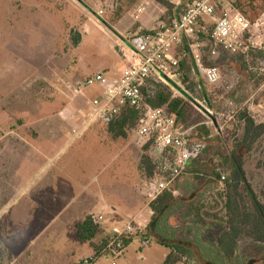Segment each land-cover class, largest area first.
<instances>
[{
  "label": "rangeland",
  "instance_id": "1",
  "mask_svg": "<svg viewBox=\"0 0 264 264\" xmlns=\"http://www.w3.org/2000/svg\"><path fill=\"white\" fill-rule=\"evenodd\" d=\"M169 1L175 4L177 14L189 0ZM226 1L240 5L253 24L260 19L264 23V0H242L241 4L239 0ZM175 14L169 15L155 0H0V138L2 133L9 136L14 127L17 132H24L21 125L45 133L49 127L44 126V120L48 118L57 121V125L63 124L65 129L73 121H85L95 89H88L87 97L72 99L67 86L98 72L110 75L121 72L125 63L117 35L130 38L152 31L159 20L169 23ZM200 39L206 44L202 47L206 65L217 67L220 73L214 85L201 77L200 85L209 95L208 108L212 114H205L207 122L213 117L218 124L217 129L210 123L218 140L211 143L213 148L204 163L225 172L223 158L234 148L235 140L244 135L241 114L247 112L264 124V71L258 66L263 56L259 52L249 56L233 54L220 46L212 54L209 40ZM179 51L181 62L186 59L192 66L188 46L183 45ZM198 92L192 95L200 99L202 95ZM195 110L194 117L204 115L198 108ZM61 111L64 115L59 114ZM129 135L126 141L133 155L131 162H138L141 178L146 180L141 168L146 140L133 131ZM52 140L55 144L52 143L46 160L38 157L36 149L18 146L10 138L0 143V264H82L93 253L89 247L82 249L81 242L73 236L76 223L69 219L77 206L71 208L70 216L61 214L64 201L77 203L79 187L76 182L64 184L56 172L68 161L73 162V173L88 162L101 169L110 159L105 149L108 147L89 134L79 156L75 147L59 154L66 139ZM46 142L41 139L36 146L43 149L48 145ZM244 167L250 184L264 203V136L245 156ZM62 192L66 194L60 197ZM218 194H211L214 200L203 210L213 224L218 220L211 215H218L222 208ZM86 200H90L88 194ZM103 238L100 235L95 242L100 243ZM249 245L242 244L240 263L236 264L260 258L252 248H247ZM169 251L156 241L145 247L141 239L135 238L124 257L104 253L101 258L92 256V264H162Z\"/></svg>",
  "mask_w": 264,
  "mask_h": 264
},
{
  "label": "built area",
  "instance_id": "2",
  "mask_svg": "<svg viewBox=\"0 0 264 264\" xmlns=\"http://www.w3.org/2000/svg\"><path fill=\"white\" fill-rule=\"evenodd\" d=\"M220 13L222 15H220ZM102 16V12L98 13ZM171 22L159 20L157 27L149 32L136 34L130 38L118 34L124 69L114 75L95 73L77 84L67 86L72 97H87L88 89L94 88L89 100V111L83 122V129L75 132L80 136L96 123L111 124L128 109L144 110V114L134 130L138 138L152 141L149 148L155 165L154 174L143 185V194L149 205L157 200L185 174L188 163L197 158L203 146L191 144L194 128L180 125L174 115L165 108H152L145 102L144 90H149L152 82L169 86L175 96L184 97L168 80L180 84L181 60L177 49L188 46L193 57V70L209 84L219 81L217 67L205 63L202 47L208 39L212 54L216 48L249 56L250 53L264 54V23L250 22L242 13L234 11L226 0H189L175 14ZM113 32V31H112ZM186 53V51H185ZM258 66L264 71V57ZM210 115L206 101H198ZM210 126L212 120L208 118ZM222 181L225 176L222 174ZM92 222L104 231L108 244L104 253L115 258L125 255L126 240L139 238L143 246L152 241L144 237L146 227L136 221L120 223L111 220L106 214H92ZM94 258L83 260L82 264H92Z\"/></svg>",
  "mask_w": 264,
  "mask_h": 264
},
{
  "label": "trees",
  "instance_id": "3",
  "mask_svg": "<svg viewBox=\"0 0 264 264\" xmlns=\"http://www.w3.org/2000/svg\"><path fill=\"white\" fill-rule=\"evenodd\" d=\"M155 1L163 6L169 15L175 14L176 6L169 0ZM240 1L242 0H239V3ZM231 5L234 11H238L246 17L247 14L243 13L240 5L233 3ZM220 15L222 14L220 13ZM260 55L264 57L263 53ZM181 64L180 71L186 82L189 76L193 74V68L186 59ZM189 89L194 90V83H190ZM144 97L145 102L150 107L165 108L169 114L176 117L180 125L185 128H194L190 138L191 144L199 143L203 146L199 156L190 161L193 162V173L196 174L198 182L204 181L205 176L210 173L215 179L218 178L219 181L223 182L225 186L222 193L218 192L219 199L222 201L221 212L218 215L206 214L216 218L218 223H209L210 221L203 212L204 207H199V204L193 203L189 208V219L193 230L198 232L208 229L211 233L205 237V242L214 247V250L209 252L202 251L198 245L202 240L197 237L193 238V235L189 238H173L160 230V224L168 210L179 202V198L175 197L171 190L164 192L150 204L153 217L144 237L170 249L162 264L240 263L243 243H249L247 248H252L254 254L260 255V258L248 259L246 264H264V203L250 184L244 167L245 156L253 151L254 145L264 136V124L257 122L247 112L241 114L240 120L244 123V135L241 139L235 140L234 148H231L227 156L223 158L222 166L225 168V172H223L219 168L204 163L206 154L213 148L211 143H214L216 139L218 140V136L214 138L213 129L206 124L207 117L205 118L202 114L194 117L193 110L196 111L195 107L183 97L175 96L173 90L162 83L152 82L149 90H144ZM143 114L144 110H126L109 124L110 133L114 138H126L130 131L134 132L138 127ZM218 133L220 136L221 132ZM220 140L223 139L220 138ZM151 144L152 141L146 144L144 147L145 154L142 157V168L146 178H151L155 170L154 162L149 155ZM222 174L225 176L224 181L221 179ZM219 215L221 216L219 217ZM100 235H104V231L92 222L90 216L75 226L74 236L82 243H89L97 258L104 254V249L108 244L107 236H104L100 243L95 242ZM133 240L134 238L126 240V245L129 246Z\"/></svg>",
  "mask_w": 264,
  "mask_h": 264
},
{
  "label": "crops",
  "instance_id": "4",
  "mask_svg": "<svg viewBox=\"0 0 264 264\" xmlns=\"http://www.w3.org/2000/svg\"><path fill=\"white\" fill-rule=\"evenodd\" d=\"M226 2L228 5H231L230 1ZM179 50L180 48L177 50V55L178 52L180 54ZM189 77L190 78L188 81L185 82L184 75L181 73L179 79L180 84L175 83L183 91V98L190 102L195 108L197 107L189 100L188 97H186V95L196 101H206L207 103H210L207 91L203 90L202 86L200 85V83L203 82V79L194 70L193 77L191 75ZM190 83H194L193 91L189 89ZM198 90H200L198 93H201L202 95L200 99L195 98L192 95ZM72 99H74V97ZM201 112L206 118L205 113L203 111ZM64 113V111H61L59 114L64 115ZM83 122L84 121H73V124H69L68 129H65L63 124L60 123V125H57V121L53 120L52 118H48L47 120H44V126L49 127V130L45 131V133L50 135L49 137L46 138L42 136L45 133H41L40 131L34 129H31L30 131L27 128L28 126L21 125V128H25L24 132H17V129L14 127L9 136H3L2 133L0 143L7 141V139L10 138L12 141H15L18 146L19 144H24L30 149H36V152H38L39 155L38 157L40 159L46 160V158H49L50 156L49 150L51 149L50 147L53 146L52 143L55 144L52 139H59L61 137L62 139H66L65 143L58 152L59 154L71 149L72 147H75L76 151L79 152V156L80 151L81 153L83 152V141H85L86 135H93V137L97 138L98 142L103 144V147H108V149H110L108 150L105 148L107 150V155L110 158L108 160L109 162H104L105 164L103 166L105 167L101 169L99 168L100 170L97 168L96 163L88 162L86 167L84 166V168H80L76 173H73L71 171V165H73V162L68 161L64 167H61L62 169H60V171L59 169L57 170L56 175L59 174L61 182L64 184L69 182L71 185L72 183L76 182L79 187V193L76 200L77 203L74 204L71 201H68L70 202L68 203L67 201L63 200L64 202L61 209L63 212L61 214L70 216L71 208L74 209L75 205L77 206L73 213V217H70L71 219H69L72 221V223H76L73 227V233L75 231V226L78 223L84 221L92 214L100 213L106 214L111 220L123 224L131 220L136 221L147 229L152 221L153 211L143 194V185L145 180L141 178V174L143 175V173H141L139 164L138 162H131L133 155H131L130 143L129 141H126L130 135L126 138H114L109 131V125L96 123L89 127L80 136L75 137V132L83 129ZM41 139L48 141L46 142L48 145L45 148L42 147L43 149H39V147L36 146L38 141ZM47 162L49 164L48 160ZM48 166H44V170H48ZM193 170V162H189L186 173L171 187V191L175 197L179 198V202L175 203L168 210L165 218L160 224V230L164 231L166 235L173 238H189V236L193 235V238L197 237L198 239L202 240L201 243L198 244L202 251L209 252L214 250V247L210 243L205 242V237L208 235V233L210 234V231L208 229H204L203 231L199 230L198 232L197 230H193L192 223L189 219V208L193 203L199 204L198 206H202L204 209L207 208L208 202L214 200L213 198L215 196V192L222 193L225 190V186L223 182L219 181L218 178L215 179L210 173L205 176L206 179L204 181L198 182L197 177L195 176L196 174L193 173ZM63 189L66 188L64 187ZM65 194V192H62L60 197H63ZM87 194L90 196L89 201L86 200ZM211 194L214 196L210 197ZM44 210L45 208L43 207L42 212H44ZM47 212L48 210L46 213ZM165 228L166 230H163ZM81 244L83 245L82 249H84V247H89L93 251V253L89 257H85V259L95 256V251L92 247H90L89 243L81 242Z\"/></svg>",
  "mask_w": 264,
  "mask_h": 264
},
{
  "label": "water",
  "instance_id": "5",
  "mask_svg": "<svg viewBox=\"0 0 264 264\" xmlns=\"http://www.w3.org/2000/svg\"><path fill=\"white\" fill-rule=\"evenodd\" d=\"M79 2H82V0H78ZM105 23V22H104ZM169 81V83L173 86V87H175L176 89H178L180 92H182L183 93V91L175 84V83H173L172 81H170V80H168ZM185 94V93H184ZM186 97H188L189 98V100L197 107V108H199L201 111H203L205 114H209L206 110H204L203 109V107H201L200 106V104L196 101V100H194L193 98H190L189 96H187L186 95ZM212 120H213V123L215 124V127L218 129V124H217V121L213 118V117H210Z\"/></svg>",
  "mask_w": 264,
  "mask_h": 264
}]
</instances>
